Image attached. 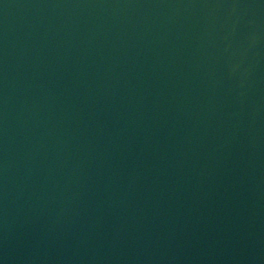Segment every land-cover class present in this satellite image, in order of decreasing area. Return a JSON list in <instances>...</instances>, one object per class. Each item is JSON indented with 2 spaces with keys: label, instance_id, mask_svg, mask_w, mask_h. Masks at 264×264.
Segmentation results:
<instances>
[{
  "label": "water",
  "instance_id": "obj_1",
  "mask_svg": "<svg viewBox=\"0 0 264 264\" xmlns=\"http://www.w3.org/2000/svg\"><path fill=\"white\" fill-rule=\"evenodd\" d=\"M0 264H264V0H0Z\"/></svg>",
  "mask_w": 264,
  "mask_h": 264
}]
</instances>
